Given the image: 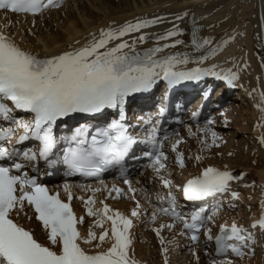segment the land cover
Instances as JSON below:
<instances>
[{
  "label": "snow or ice",
  "instance_id": "obj_1",
  "mask_svg": "<svg viewBox=\"0 0 264 264\" xmlns=\"http://www.w3.org/2000/svg\"><path fill=\"white\" fill-rule=\"evenodd\" d=\"M0 10L36 14L42 11V6L40 0H0ZM159 22L160 18H138L116 28L101 29L84 46L49 58H40L0 34V117L22 130L17 143L29 139L39 142L36 151L28 149L22 153L16 148L9 150L0 146V264H137L130 256L131 219L119 211H113L106 203L99 209L88 207L87 214L97 217L95 226L103 230L98 237L94 231L88 230L87 239L83 243L97 250H86L82 247L81 232L77 227L83 224L84 218L77 217L73 211L70 203L73 196L69 185L63 186L67 194L66 202L61 199L59 192L51 193L35 177L22 172L25 165L17 163L13 158L22 155L28 162L40 158L49 166L63 163L68 168V175L98 178L109 168L121 165L138 143L124 123V105L133 93L148 92L161 79L175 86L184 81H198L206 76H216L231 85L237 78L231 70L224 74L215 71L216 66L182 69L181 66L190 63L203 64L215 54V48L195 59L189 53L159 55L164 49L182 43L176 40L173 44H159L161 40L179 35L178 29L157 36V44L152 48L138 47L148 39L147 34H142L141 30ZM137 33L141 34L135 35ZM192 44L199 51L210 45L211 40L204 39L201 43L194 38ZM106 109H117L119 119H113L106 126L97 128L90 140L89 125L76 128L70 137L63 138L69 146L63 150L62 157H58L54 151L58 140L53 131L57 121L72 114L95 115ZM14 110L31 113L32 119L26 121L14 118ZM16 129L0 128V141L10 140ZM202 131L207 135L211 130L205 127ZM211 135L215 142L216 133L211 132ZM73 144L74 147L71 146ZM160 159L161 154H158L153 161L157 172L164 168ZM177 159L182 166V156ZM9 160L12 161L11 166H7ZM241 178L233 176L229 171L207 167L199 176L187 181L182 188L183 195L190 201L203 200L214 193L227 191L230 181ZM124 183L129 185V191H133L130 181L125 179ZM163 183L165 186L171 185L167 179ZM100 190L98 188L94 191ZM112 191L119 193L121 190L113 187ZM94 203L92 197L85 201L86 205ZM25 207L34 211L35 219L41 222L46 231L48 243L40 242L30 230L14 220L13 213L18 215ZM138 207L131 211V216L139 214ZM261 207L264 209V201ZM163 211L165 214L169 212L168 209ZM216 215L217 212H213L205 218L202 212H195L191 216V224L184 221V228L193 233L190 239L197 241V234L205 229L207 239L215 240L217 254H226L231 250L236 255H243L241 247L232 241L247 246L245 242L252 238L251 232L233 222L230 227L220 225V234L213 237L207 221H212ZM27 218L32 219L31 216ZM176 218L180 219L179 216ZM106 220L111 222L112 242L106 250H98L109 237V230L104 229ZM173 226L167 225L169 228ZM257 226L264 229V214L252 225ZM97 239L101 243L93 245ZM163 251L167 254L168 249L164 248ZM222 264H232V261L226 260Z\"/></svg>",
  "mask_w": 264,
  "mask_h": 264
},
{
  "label": "bare ground",
  "instance_id": "obj_2",
  "mask_svg": "<svg viewBox=\"0 0 264 264\" xmlns=\"http://www.w3.org/2000/svg\"><path fill=\"white\" fill-rule=\"evenodd\" d=\"M121 1L82 0V6L80 3L78 6L86 7V10L75 7L73 12L64 14L63 18L58 13L78 0H67L59 9L46 10L38 16L26 17L0 10V34L40 58H49L84 46L101 29L116 28L138 18H160L159 23L141 30L142 34H147L148 39L138 47L152 48L157 44V36L178 29L179 35L161 40L159 44H173L176 40L182 43L164 49L159 55L189 53L195 59L215 48V54L203 64L190 63L187 66H216L215 71L224 74L231 70L237 78L231 85L216 76H206L203 82L198 83L203 85L207 81L208 87L218 79L221 88L218 89L216 98L226 102L221 109L212 113L213 117L209 120L212 121L211 124L208 121L195 127L190 117H185L184 124L178 130L180 133H177L181 142L169 147L173 162L167 175L159 176L156 183L154 177L157 175L145 170L139 173L137 179L132 178L133 183L142 189L138 204L125 198L114 199L112 194H108V186H104L103 193H93L94 204L75 203L77 217L84 218L83 224H78L82 247L88 251L97 250L92 245L83 243L89 229L97 237L103 230L95 226L97 217L89 216L87 208L99 209L106 203L113 211H119L132 220L129 229L130 256L137 264H176L178 257L180 260L183 258L180 264H209L214 239L210 241L204 235L198 245H192L180 224L157 216L148 206V200L154 201L158 196L156 189H153L156 196L150 192L154 185L158 184L160 190L172 188L181 179V173L185 174L182 180L187 182L199 176L205 168L213 167L242 177L229 182V196L222 202V217L224 224L235 222L251 232L253 241L246 256L239 259L227 257L218 263L231 260L232 264H264V254L255 256L260 246L264 248V229L252 227L264 214L261 207V202L264 201V0H146L142 4L137 0H130L133 5L126 3L125 7ZM49 14H54L55 17L44 22L42 18ZM178 16L182 18L177 19ZM49 24L58 26L59 30L50 32ZM199 35L202 40L210 39L211 44L200 49L197 54L194 53L192 41ZM228 86L238 92L237 96L236 93L228 94ZM158 100L157 93L152 101ZM179 101L187 104L198 102V99L194 95H186L181 96ZM233 111H236L234 120L231 114ZM205 127L211 130L207 135L202 131ZM211 132L216 133L215 142ZM235 144L240 145V153L234 148ZM248 144H259L261 152H254V148ZM178 156H182V166L178 162ZM198 156L200 159H196ZM164 179L171 181V185L165 186ZM100 187L103 186H98ZM234 193L237 195L234 196ZM137 205L139 214L133 217L131 211ZM29 216L32 219H28ZM14 218L40 242L48 243L46 231L41 222L35 219L34 213L28 212L25 216L22 211L18 215L14 213ZM167 225L174 226L169 228ZM110 227L111 222L106 220L104 229L109 230V237L98 250H106L110 246ZM97 243L101 242L98 239L93 241V245ZM164 248L168 249L167 254L164 253Z\"/></svg>",
  "mask_w": 264,
  "mask_h": 264
},
{
  "label": "rangeland",
  "instance_id": "obj_3",
  "mask_svg": "<svg viewBox=\"0 0 264 264\" xmlns=\"http://www.w3.org/2000/svg\"><path fill=\"white\" fill-rule=\"evenodd\" d=\"M82 0H78V4L77 3H75V4H69L64 10H62L61 12H59L58 13V16L59 17H64V14H70L71 12H73V8L75 9V7H77V8H79V10H82V9H85L86 7H83V8H81V3H83V2H81ZM140 4H142V2H144V1H146V0H137ZM137 1H136V3H137ZM122 2V4L124 5V7L125 6H127V5H125L126 3H129V4H132L133 5V2L132 1H130V0H122L121 1ZM132 2V3H131ZM79 3H80V5L81 6H78L79 5ZM77 5V6H76ZM86 10V9H85ZM70 11V12H69ZM55 16H54V14H49V15H44V17L42 18V20L44 21V22H46V21H49V19L51 20V18H54ZM49 31L50 32H53V31H58L59 30V27L58 26H52L51 24H49ZM47 31V30H46ZM234 93H236L235 95L237 96V94H238V92L237 91H234ZM234 109V108H233ZM235 112V113H234ZM232 115H233V120L235 119V116H236V111H233L232 113H231ZM248 136V135H247ZM249 146H252L253 148H254V152H261V147H260V145L259 144H248ZM234 148L235 149H237V152H241V148H240V145L239 144H235L234 145ZM248 149H250V148H248ZM253 152V151H252ZM138 233H140V232H138ZM141 240V239H140ZM143 244V243H142ZM262 254H264V248L263 247H259L258 248V250L256 251V253H255V256H257V257H259V256H261ZM182 260H183V258H182ZM182 260H180V258L178 257V258H176V264H180L181 263V261Z\"/></svg>",
  "mask_w": 264,
  "mask_h": 264
}]
</instances>
